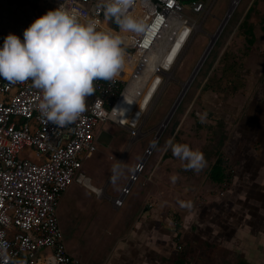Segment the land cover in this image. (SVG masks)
Returning a JSON list of instances; mask_svg holds the SVG:
<instances>
[{
	"label": "rangeland",
	"instance_id": "obj_1",
	"mask_svg": "<svg viewBox=\"0 0 264 264\" xmlns=\"http://www.w3.org/2000/svg\"><path fill=\"white\" fill-rule=\"evenodd\" d=\"M202 1L208 8L206 18L186 11L193 25L180 30L161 64L162 70L149 82L141 99L130 105L123 116V119L129 116V125L120 127L112 122L100 123L96 134L107 130L114 135L112 143L110 146L99 144L96 152L84 154L81 172L90 178L93 187L106 190L107 196L114 198L113 202L116 197H122L124 207L121 208L122 202L115 205L105 195L89 192L76 181L60 200L57 215L65 233L66 247L80 264H85V260L75 253L78 245H81L80 239L86 238L85 235L102 219L101 230L98 231L102 243L98 244V248L100 252L104 251L108 231L119 234L121 227L116 225L117 220L128 211L130 205H139L143 192L149 194L145 201L146 208L153 210V216L160 222L161 228L176 233V248L184 252L189 247L187 240L179 235L184 231V216L187 212L198 211L209 184L210 168L223 155L224 146L232 135L231 105L237 93L247 94L253 84L254 70L264 58V0H240L155 148L142 165L159 126L172 109L232 2ZM190 2L184 1L186 5ZM36 6L33 8L36 9ZM51 8H54L53 5L46 11ZM23 17L22 30L36 19L28 14ZM249 29L256 36L254 44L249 42ZM128 59L127 79H120L124 86L136 71L133 70L134 59ZM237 88L242 91L237 92ZM201 113H206L203 120L198 115ZM169 138L202 150L206 165L198 171L186 168V161L173 155L167 144ZM29 151L33 153L26 150ZM115 164L120 167L114 169ZM140 165L142 168L139 170ZM149 168L155 172V182L148 176L143 187L140 176H146ZM173 175L177 177L175 180L172 179ZM129 180L133 182L129 183ZM128 183L132 185L131 193L121 196ZM144 211H136L131 216L142 217ZM127 227L133 228V225ZM191 227L196 231L194 225ZM185 241L187 247L184 246Z\"/></svg>",
	"mask_w": 264,
	"mask_h": 264
},
{
	"label": "built area",
	"instance_id": "obj_2",
	"mask_svg": "<svg viewBox=\"0 0 264 264\" xmlns=\"http://www.w3.org/2000/svg\"><path fill=\"white\" fill-rule=\"evenodd\" d=\"M63 4L81 19L95 18L103 26V0H64ZM129 11L147 24L144 33H123L124 46L133 51L125 54L134 59L133 70H137L151 54L167 49L183 27L193 25L186 11L206 18L208 8L202 0H191L189 5L183 0H133ZM5 36L0 30V44ZM120 81L116 77L96 80L86 111L60 126L41 114L37 107L41 90L31 79L10 82L0 77V239L8 243V264L16 257L26 258L28 264H80L66 250L57 210L74 181L84 186L89 181L81 172L82 161L84 154L98 150V125H129V116L112 117L128 85L120 89ZM121 202L122 197L114 201L115 205Z\"/></svg>",
	"mask_w": 264,
	"mask_h": 264
},
{
	"label": "crops",
	"instance_id": "obj_3",
	"mask_svg": "<svg viewBox=\"0 0 264 264\" xmlns=\"http://www.w3.org/2000/svg\"><path fill=\"white\" fill-rule=\"evenodd\" d=\"M63 2L0 0V30L6 35L15 32L23 39V16L28 14L37 18L50 5L56 8ZM35 4L36 9L33 8ZM101 28H113L111 21L105 19ZM128 60L125 56L124 67L116 78L124 80L129 74ZM254 71L253 84L247 94L237 93L231 105L232 135L221 156L226 160L227 181L219 185L209 178L198 211L187 212L184 216V231L179 235L187 240L188 249L179 251L174 240L176 233L161 228L153 210L146 208L149 194L144 193L143 188L139 205H130L117 220L116 225L121 227L119 234L108 231L104 251L100 252L98 248L102 243L98 234L102 219L85 235L86 238L80 239L81 245L75 253L85 260V264H264V58ZM154 175L149 168L146 176H140L143 187L148 176L155 182ZM131 187L127 195L131 193ZM103 192L113 202L114 198L107 196L106 190ZM139 210H145L144 216H131ZM129 225L133 228L127 227ZM192 225L196 231L192 230ZM185 245L187 247L186 241ZM66 250L75 257L67 247Z\"/></svg>",
	"mask_w": 264,
	"mask_h": 264
},
{
	"label": "clouds",
	"instance_id": "obj_4",
	"mask_svg": "<svg viewBox=\"0 0 264 264\" xmlns=\"http://www.w3.org/2000/svg\"><path fill=\"white\" fill-rule=\"evenodd\" d=\"M132 4L133 0H103L105 19H114L119 30L103 29L95 18L81 19L63 3L47 10L23 30V39L15 32L5 36L0 44V77L10 82L31 79L41 90L37 107L48 121L60 126L76 121L87 109L95 81L112 80L124 67L123 33L147 30L144 19L129 11ZM198 115L203 120L206 113ZM167 144L174 156L186 161V168L198 171L206 165L202 150L174 138ZM8 261V243L0 239V264ZM11 264L28 261L16 257Z\"/></svg>",
	"mask_w": 264,
	"mask_h": 264
},
{
	"label": "bare ground",
	"instance_id": "obj_5",
	"mask_svg": "<svg viewBox=\"0 0 264 264\" xmlns=\"http://www.w3.org/2000/svg\"><path fill=\"white\" fill-rule=\"evenodd\" d=\"M239 1L240 0H232L230 4V8L235 9ZM172 44L169 47H167V49L163 48L159 50L158 52L151 54L149 58L146 60V62L144 63V65H141L140 68H138L134 72V74L132 75L127 85V88H126V91L123 97V101L121 102L120 107L117 110H114V112L112 113V117L114 119H118L121 117L123 118V116L129 109L130 105L132 103H137L141 99L149 82L157 74L156 71H160V65L162 64L167 53L169 52V49L171 48ZM85 186L94 190L100 196H103L104 190L93 187L91 184L90 178H89V181L86 182Z\"/></svg>",
	"mask_w": 264,
	"mask_h": 264
},
{
	"label": "water",
	"instance_id": "obj_6",
	"mask_svg": "<svg viewBox=\"0 0 264 264\" xmlns=\"http://www.w3.org/2000/svg\"><path fill=\"white\" fill-rule=\"evenodd\" d=\"M183 1H190V0H183ZM233 11H234V9L229 8V10L226 13L225 18L223 19L222 23L220 24L218 30L211 36L209 45L207 46L206 50L204 51L202 57L200 58L198 64L196 65L194 71L192 72L190 78L184 83L182 91H181L179 97L177 98L176 102L174 103L172 109L170 110V112L168 113L166 118L163 120L159 130H157L156 135H155V137L153 139V142L151 143L149 149L146 152V155H145L144 159L141 162L142 165H144L146 163L147 158L149 157V155L152 153L153 149L155 148V146H156L158 140L160 139L164 129L166 128V126L170 122L172 116L174 115V113L176 112V110L179 107L180 103L182 102L187 90L189 89V87L191 86V84L194 81L195 77L199 73V71H200L201 67L203 66L207 56L211 52V50L214 47L217 39L221 35L223 29L225 28L226 24L228 23L230 17L232 16ZM113 139H114V135L104 129V130L99 132L97 141L102 146H110V144L112 143Z\"/></svg>",
	"mask_w": 264,
	"mask_h": 264
},
{
	"label": "trees",
	"instance_id": "obj_7",
	"mask_svg": "<svg viewBox=\"0 0 264 264\" xmlns=\"http://www.w3.org/2000/svg\"><path fill=\"white\" fill-rule=\"evenodd\" d=\"M110 21L112 23L113 29L119 30V25L114 21V19ZM263 30H264V27H263ZM248 33L250 34V38H249L250 44H254L255 39H256V36H254V31L249 29ZM124 48H125V51H128L131 54L133 53V51L129 50L127 47L124 46ZM119 83H120V89H122L124 87V83L121 81ZM240 90L242 91V89L237 88V92H240ZM209 178L213 183H216L219 185L227 181L228 176H227L226 160L224 157L219 156L217 158V160L215 161L214 165L212 166L209 172Z\"/></svg>",
	"mask_w": 264,
	"mask_h": 264
}]
</instances>
